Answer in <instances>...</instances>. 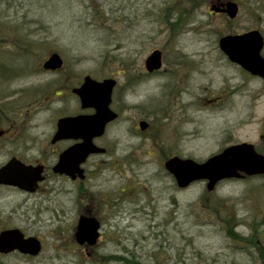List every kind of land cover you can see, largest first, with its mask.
<instances>
[{
    "label": "rangeland",
    "instance_id": "374dc122",
    "mask_svg": "<svg viewBox=\"0 0 264 264\" xmlns=\"http://www.w3.org/2000/svg\"><path fill=\"white\" fill-rule=\"evenodd\" d=\"M212 1L203 0L195 11L188 0H0V130L14 136L45 133L42 144L31 147L47 149L58 117L76 109L69 90L86 75L116 80L112 108L125 117L98 138L95 144L108 153L92 155L86 166L89 179L81 188L64 177L48 178L32 195L0 187V231L17 228L41 242L37 256L14 252L1 255L0 264H104V256L134 257L141 264H259L254 251L229 238L225 212L215 204L225 202L237 221L236 233L247 237L249 224L256 223L264 235V178L224 181L211 193L203 182L178 190L163 167L171 149L167 123L176 127L175 151L183 158L202 162L238 143L264 151V84L227 65L217 50L218 38L228 33L259 30L264 39V0H230L238 3L239 14L229 22L209 15ZM185 8L193 17L183 33L171 34L165 17L180 16ZM179 47L201 64L189 74L191 88L237 93L216 107L184 96L187 107L177 108L168 122L164 113L172 103L164 87L180 77L181 69L171 65ZM153 50L162 52L163 65L159 74L146 78L144 61ZM52 52L64 63L57 73L41 67ZM135 74L142 75L140 82L129 83ZM149 106L157 110L155 133L135 138L132 132V137L129 129ZM154 134L158 139L152 143ZM6 138L0 140L2 153L15 142ZM151 148L156 151L152 157L147 154ZM130 160L142 165H130ZM123 186L126 205L115 226L103 201ZM138 208L144 211L135 212ZM81 215L101 222L93 249L74 240Z\"/></svg>",
    "mask_w": 264,
    "mask_h": 264
},
{
    "label": "water",
    "instance_id": "95a60500",
    "mask_svg": "<svg viewBox=\"0 0 264 264\" xmlns=\"http://www.w3.org/2000/svg\"><path fill=\"white\" fill-rule=\"evenodd\" d=\"M211 10L224 13L230 20L237 17V3L226 1L212 5ZM264 40L258 30L242 34L226 35L219 39L218 47L227 59L244 71L264 80V58L261 51ZM145 68L152 72L161 67V53L153 51L145 60ZM63 61L59 54L52 53L42 64L46 71L62 68ZM116 85L114 79L97 81L89 76L83 78L82 84L73 89L80 101L81 109H93L92 115H78L60 118L56 122V133L52 142L59 140H80L70 146L58 157L53 173L64 175L71 180L83 179L81 165L90 155L103 154L104 149L93 144V139L104 134L107 124L117 115L110 109L111 96ZM141 129L145 128L143 123ZM164 168L175 181L179 189H185L194 182L205 181L207 192H212L216 185L228 179L264 176V155L256 152L253 144L239 143L226 147L221 152L210 156L202 162L192 159L172 157L165 161ZM42 166H27L16 159L9 160L0 167V186L14 187L26 193H34L44 177ZM100 224L93 217L80 216L74 233L79 246L93 247L99 238ZM41 243L35 237H25L16 228L0 232V255L17 251L22 255L37 256Z\"/></svg>",
    "mask_w": 264,
    "mask_h": 264
},
{
    "label": "flooded vegetation",
    "instance_id": "af4514ba",
    "mask_svg": "<svg viewBox=\"0 0 264 264\" xmlns=\"http://www.w3.org/2000/svg\"><path fill=\"white\" fill-rule=\"evenodd\" d=\"M202 1L203 0H191L190 3H191L192 9H194L195 11L198 10L199 7L202 5V3H204ZM221 2L222 1H220V0L212 1L209 4V9L212 5H219ZM187 9L188 8H185L183 11V14L180 16H177L175 18L172 16L170 17L171 19H169L168 17H165V22L170 23L169 28L172 29L171 34L175 33L178 36L181 32L183 33V29L187 26L189 19H191L193 17V15L187 14ZM168 11H169V8H168ZM209 15L224 17L227 20L226 15L224 13H213L210 10ZM179 17H181L182 19L177 21V19H179ZM173 23H176V24H173ZM228 34H231V33H228ZM232 34H238V33H232ZM219 38H218V40H219ZM217 50H218L220 55H223V53L220 51L219 47H217ZM153 51H155V50H153ZM158 51H160V50H158ZM160 53H161V67H162L163 55H162L161 51H160ZM173 55H174V57L171 61V65H174V66L178 67V69L180 68L181 70L179 72L180 77L177 79L175 84H170L168 86V89H166L167 86L164 87L165 91L167 90V92H166L167 93L166 97L168 98L167 101H170L172 103V105H168L167 110L164 113L165 118H167L168 122L171 118H172V120L174 119L173 114H174L175 110H177V108L179 110L183 111L187 107L185 105L183 106V104H182L184 96L194 97L193 100H195V101H199L202 104L207 105L209 107H216V106H220L221 103L225 102L228 99V97L237 93V90L236 91H228L227 90L226 92L218 91L217 93H214V92H211L209 90V88H207V87L196 86L194 88H191L190 83H188L189 74L192 72L198 71L199 66L201 64L199 62H195L193 60V58H189V57L187 58L185 56L186 54H184L182 52V49L180 47L174 48ZM225 59L228 61V62H226L227 65L237 68L241 72V74H246L249 78L257 79L264 84V80L261 79L260 77L253 76V75L249 74L248 72L244 71L240 66H238L234 63H231L226 57H225ZM161 67L157 70L152 71V72H148L145 68V63H144L145 73L143 76H145L146 78H151L152 76L154 77L157 74H159V71H161ZM127 70L128 69H125V71H127ZM60 71L61 70H59L57 72H60ZM57 72H49V73H57ZM172 72L173 71H171V74L175 75V73H174L175 71L173 73ZM122 74H123V76L126 75L125 73H122ZM141 76L142 75H139V74L136 75L135 74L134 81L131 80V81H129V83L138 84L141 80ZM80 85H81V83L79 85L73 86L69 90L70 96H72L77 102L75 111H72V113L65 112L62 116H59L56 121H58L60 118H65V117H75L77 115H92L93 114V112H94L93 109H85V110L81 109V104H80L79 98L75 94H73V92H72L74 88H77ZM116 86H117V82H116V85H115L113 92H112L110 109L117 115V117L112 122L107 124V126L105 127V130L110 124L117 123L118 121H120L122 123V121L125 119V117L122 115L121 112H119V111L116 112L112 108V105L114 103L113 94H114V91L116 89ZM129 88H131V86H129ZM63 91L65 93L67 92L66 87L63 89ZM172 92H173V95H171ZM58 96H60V95H58ZM120 103H121V105H123L124 102L120 101ZM151 107H153V106L147 107L148 108V110H146L147 114L142 113V115L137 120L134 121L132 130L129 129L131 136H132V132H133V135L135 138H138L139 136H146V135H149V137H150L151 134L154 132V129L156 131V128H154V124H153L154 123L153 118H154V116L157 115V110L156 109L153 110ZM28 112L30 113V109H27V113ZM31 113H32V111H31ZM141 123H143V125H145L144 129H141V127H140ZM20 129H21V127H20ZM167 131H168L167 142H169L168 145H169V147H171V149L168 150V152L170 153L169 154L170 157H168L167 159L172 158V157L183 158V157L179 156L175 151V147L177 146V142H179V139L176 141V139H174V137H173V134H175V132H176V127H174L172 124L167 123ZM55 133H56V122H55V125L53 128V131L49 135V139L47 141V143L49 144L48 148L44 150V149H41V146H40L36 150V149H34V147H31V146H33L37 143L42 144V143H40L41 142V136H43L45 133H40V131H38L37 134H33L32 136H27V135H31V133H28V134L22 133V134H20L21 136H19V133H16V136H14L10 131H8V133H7L6 130H0V140L7 139L6 136L10 135L11 136L10 141L11 142L15 141L14 143H12L10 145V146H12V148L8 149L7 153H2L0 151V157H1V160H3L0 164V167L5 165L9 160H11L13 158L20 161L21 163H23L24 165H27V166H33V167L42 166L44 179L39 184L38 189L35 193H37L39 191V189H41L40 186L42 184H44L48 180V178H50V177L67 178L65 176L54 174L53 170H52L53 166L57 163L58 157L61 154V152H63L64 150H66L67 148H69L72 145L80 143L81 141L71 139V140H59V141H55L53 143L52 140H53ZM24 135L26 137H24ZM184 136L185 135L183 134V137L180 138L181 139L180 141L184 140L183 139ZM157 139L158 138H156V136L154 134V136H152L149 141H152V143H154ZM7 140H9V138ZM43 140H44V137H43ZM98 140H99L98 138L93 139V143L95 144L96 142H98ZM21 142H24V143L22 145H17ZM47 143H45L46 146H47ZM98 147H100V146H98ZM100 148H103V147H100ZM103 149L105 150L103 155L104 154L106 155L108 153V150L106 148H103ZM151 149H153V148H151ZM21 150H23V152ZM151 152L154 153L156 151L155 150L154 151H148L147 154L150 157H152ZM90 158H92V156H90L81 165V168H82L84 176H85L84 179L81 180V179L76 178L74 180H69L73 184H78L80 188L82 187L83 183L89 179V177H88L89 172H88L86 166H87ZM112 161L115 163L114 160H112ZM134 163H136V165H142L141 161L138 162L135 160H130V162H129L130 165L131 164L134 165ZM147 163H152V160H150ZM163 165H164V163H163ZM166 174H167V176L172 178V180L174 182L173 177L171 175H169L168 173H166ZM7 188L19 191L16 188H12V187H7ZM177 189L182 190L179 188H177ZM128 190H129V188H128ZM81 191L82 190H80V192ZM35 193H33V194H35ZM25 194H27V193H25ZM126 194H127V188H126V186H123L116 192L115 191L114 192H108L106 194V196L104 197V201H103L104 207L106 208L107 212L110 211L113 213V214H110V216H111L112 222L115 226L117 225L116 223L119 220V216H120L121 212H124V210H125L123 208H125V205H126V203H125L126 202V196H125ZM30 195H32V194H30ZM114 209H117V212ZM121 209H123V210L121 212H119ZM141 211H144V209L138 208L135 210V212H141ZM114 214L116 215V217L113 218ZM95 219H97V218H95ZM98 221L100 222V220H98ZM101 228H102V226H101Z\"/></svg>",
    "mask_w": 264,
    "mask_h": 264
},
{
    "label": "trees",
    "instance_id": "16d2710c",
    "mask_svg": "<svg viewBox=\"0 0 264 264\" xmlns=\"http://www.w3.org/2000/svg\"><path fill=\"white\" fill-rule=\"evenodd\" d=\"M191 0H188V3H190ZM223 1V0H220ZM182 18L179 17V19H177V21L181 20ZM229 22V20H227ZM176 24V23H173ZM259 152L264 154L263 150H258ZM263 177L264 176H260ZM247 179H251V178H256L255 177H245ZM243 178V179H245ZM231 180H235V179H231ZM225 202H218V204H215V209L218 211H224L225 213L222 212L223 214V223L225 225V229L227 232V235L229 236V238L235 242H238L240 244H243L244 246H242L243 248L246 249V251H254V253L257 255V261L259 264H264V235L260 232L257 231V224L253 223V224H249V228H250V234L247 237H244L238 233H236L234 231V228L236 227L237 221L235 219V217L233 215L230 214L228 207L224 204ZM252 255V252L251 254ZM105 257V258H104ZM103 257V263L107 264V263H111V262H117V263H121V264H141L139 261H137L134 257H114V256H104ZM89 260V259H88ZM93 264H101V263H97L96 261L93 262Z\"/></svg>",
    "mask_w": 264,
    "mask_h": 264
}]
</instances>
